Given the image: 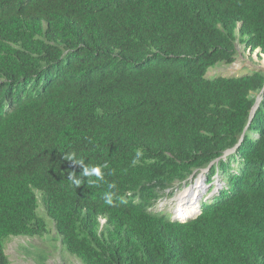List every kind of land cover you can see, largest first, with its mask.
Wrapping results in <instances>:
<instances>
[{"label": "trees", "instance_id": "16d2710c", "mask_svg": "<svg viewBox=\"0 0 264 264\" xmlns=\"http://www.w3.org/2000/svg\"><path fill=\"white\" fill-rule=\"evenodd\" d=\"M238 44L264 0H0V264L51 222L83 264H264V70L207 76ZM203 170L195 217L153 209Z\"/></svg>", "mask_w": 264, "mask_h": 264}, {"label": "rangeland", "instance_id": "374dc122", "mask_svg": "<svg viewBox=\"0 0 264 264\" xmlns=\"http://www.w3.org/2000/svg\"><path fill=\"white\" fill-rule=\"evenodd\" d=\"M238 55L236 61L232 64H220L218 66L210 67L207 76H240L251 72L252 70H264V55L257 49L250 51L245 45L238 44ZM239 65V66H238ZM201 174L192 177L188 184L176 185L171 189L167 195L161 197L154 204L155 211L166 210L173 212L179 203L175 196L189 186L191 183L196 184ZM192 181V182H191ZM201 184L206 186L201 195L209 198L216 190L217 181L209 183L204 174V180ZM199 186L198 188H200ZM188 193H180L179 199L184 200L187 198ZM211 195V196H210ZM200 200V202H201ZM177 202V203H176ZM165 205V206H164ZM41 215L46 216L44 207L41 205L39 208ZM6 253L9 256L11 264H83L75 256L66 251L57 237L54 225L51 222L50 232L43 236H11L6 242Z\"/></svg>", "mask_w": 264, "mask_h": 264}, {"label": "clouds", "instance_id": "9594fccd", "mask_svg": "<svg viewBox=\"0 0 264 264\" xmlns=\"http://www.w3.org/2000/svg\"><path fill=\"white\" fill-rule=\"evenodd\" d=\"M141 155H142V153H140L139 151L136 153V158L133 160V164H135L137 162V160L139 159V157ZM66 159L72 160L74 163H78V164H81L83 166V171L81 172V176H87V177L95 176L98 180H103V178H104V172L102 171V169H105V168L108 167L107 164L95 165V166L84 165L83 160H76L74 156H66ZM206 171L207 170H203V172L201 174V179L199 180V184H197V182H196V184L195 183L194 184L191 183L189 186H185V189L190 188L192 190L194 187H197V185H198V187L199 186H204L203 184H201V180H203V173L206 172ZM69 180L72 183H74L77 187H79L81 185V179L76 178V177H74L71 174L69 175ZM112 187H114V185H109V188H112ZM204 187L206 188V186H204ZM205 188L202 190L200 196L198 197V201H199L198 210H197L196 213H194V215L187 216V217L177 216L176 210H177V208L179 206L175 210H173L172 214H171V212H167L166 210H160V211L169 213L170 216L172 217V219H191V218L195 217L198 214V211L200 209V200H201L200 198H201V195H202L203 191L205 190ZM113 196H114V194L111 193V192L105 193V203L111 205L113 203ZM103 222H105V220H103Z\"/></svg>", "mask_w": 264, "mask_h": 264}, {"label": "bare ground", "instance_id": "6f19581e", "mask_svg": "<svg viewBox=\"0 0 264 264\" xmlns=\"http://www.w3.org/2000/svg\"><path fill=\"white\" fill-rule=\"evenodd\" d=\"M200 179L201 177L198 179L197 184H199ZM194 188L192 190L188 188L180 192V193H188L187 198L184 200L179 199L180 193H178V195L176 196L177 199L175 200H177V202L179 203V207L176 210L177 216L187 217V216L194 215V213L197 212L198 205H199L198 197L200 196L202 190L205 187L201 186L200 188H198V185H197V187H194Z\"/></svg>", "mask_w": 264, "mask_h": 264}, {"label": "water", "instance_id": "95a60500", "mask_svg": "<svg viewBox=\"0 0 264 264\" xmlns=\"http://www.w3.org/2000/svg\"><path fill=\"white\" fill-rule=\"evenodd\" d=\"M261 98H262L261 95H259V96L257 97L256 103H255V105H254V107H253V109H252V111H251V116H250V118H252L253 115L255 114V111H256V109H257L258 106H259V103H260V101H261ZM242 140H243V135H242L240 141L238 142V144H237L235 147H233V148H231V149L225 151V155H224V156H227V155H229L230 153L234 152Z\"/></svg>", "mask_w": 264, "mask_h": 264}]
</instances>
